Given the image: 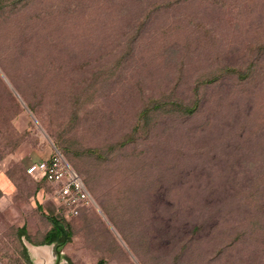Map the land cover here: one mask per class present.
<instances>
[{"label":"rangeland","instance_id":"rangeland-1","mask_svg":"<svg viewBox=\"0 0 264 264\" xmlns=\"http://www.w3.org/2000/svg\"><path fill=\"white\" fill-rule=\"evenodd\" d=\"M0 264H264V0H0Z\"/></svg>","mask_w":264,"mask_h":264},{"label":"built area","instance_id":"built-area-1","mask_svg":"<svg viewBox=\"0 0 264 264\" xmlns=\"http://www.w3.org/2000/svg\"><path fill=\"white\" fill-rule=\"evenodd\" d=\"M26 171L37 180L50 183L54 198L64 208L67 216H77L83 206L93 202L82 177L58 150L47 158L29 163Z\"/></svg>","mask_w":264,"mask_h":264},{"label":"trees","instance_id":"trees-1","mask_svg":"<svg viewBox=\"0 0 264 264\" xmlns=\"http://www.w3.org/2000/svg\"><path fill=\"white\" fill-rule=\"evenodd\" d=\"M62 153V152H61ZM63 154V153H62ZM64 156V154H63ZM65 157V156H64ZM66 158V157H65ZM67 160V159H66ZM68 161V160H67ZM69 162V161H68ZM70 164V163H69ZM71 165V164H70ZM72 166V165H71ZM73 167V166H72ZM73 169L75 170V168L73 167ZM76 171V170H75ZM27 173V171H26ZM78 173V172H77ZM28 174V173H27ZM79 174V173H78ZM30 175V174H28ZM31 176V175H30ZM33 177V176H32ZM45 183H47L48 185H50V183H48L46 180H41ZM86 184V183H85ZM89 189V188H88ZM85 207V206H83ZM82 207V208H83ZM62 208V212L66 215L64 208L61 206ZM81 208V210H82ZM80 210V212H81ZM66 234V226L65 224L57 218H53L52 219V227L48 230V232L46 233L45 236V242L46 243H59L60 241H63L64 236Z\"/></svg>","mask_w":264,"mask_h":264},{"label":"crops","instance_id":"crops-1","mask_svg":"<svg viewBox=\"0 0 264 264\" xmlns=\"http://www.w3.org/2000/svg\"><path fill=\"white\" fill-rule=\"evenodd\" d=\"M49 248L50 247H47V246H42L40 248L33 247V255H34V257L36 258L37 256L39 257V256H43L45 254V257L47 258V256H48V258L51 260L52 259L51 248L50 249Z\"/></svg>","mask_w":264,"mask_h":264},{"label":"bare ground","instance_id":"bare-ground-1","mask_svg":"<svg viewBox=\"0 0 264 264\" xmlns=\"http://www.w3.org/2000/svg\"><path fill=\"white\" fill-rule=\"evenodd\" d=\"M46 249V248H45ZM50 249V248H49ZM49 260V259H48Z\"/></svg>","mask_w":264,"mask_h":264}]
</instances>
